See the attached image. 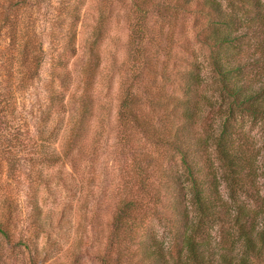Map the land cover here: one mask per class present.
I'll list each match as a JSON object with an SVG mask.
<instances>
[{
	"label": "trees",
	"instance_id": "trees-1",
	"mask_svg": "<svg viewBox=\"0 0 264 264\" xmlns=\"http://www.w3.org/2000/svg\"><path fill=\"white\" fill-rule=\"evenodd\" d=\"M7 1L0 21L13 29L14 13L31 0ZM226 1V5L222 0L134 2L138 15L131 28L128 50L135 62L142 59L139 72L143 90H134L132 81L121 83L118 144L125 162L107 245L104 253L97 255L103 264H264V197L255 190L261 174L257 155L236 124L238 113L264 119V2ZM186 12L198 15L192 32L210 50L220 95L227 103L217 126L209 122L210 116L204 121L211 101L200 90V66L176 51L179 46L194 55L185 47L190 40L183 17ZM77 13L78 5L73 22L65 30L62 51L54 58L52 76L64 87L69 86L72 76L67 55L76 50ZM150 15L157 16V33L148 28ZM100 32L97 27L95 40L86 48L89 59L84 87L76 96L80 116L67 135L64 157H71L75 149L94 154L98 147L99 136L95 134L87 145L85 138L93 130L92 89L102 62ZM13 33L9 45L19 53L23 60L20 64L34 79L40 75L45 50L31 41V36L22 34L19 40L18 31ZM145 37L152 39V47L143 43ZM53 80L45 98L48 123L56 115L54 109L65 108V93L55 87ZM208 109L215 107L210 105ZM177 156L190 188L185 186L183 175L172 168ZM216 160L223 168L221 175ZM222 180L233 196L241 194L246 199H225L220 188ZM190 205L195 207V219ZM156 216L170 224L176 240L170 248L153 232L150 221ZM207 220H215L230 230L223 231L220 239L214 238ZM0 236L13 249L23 241L13 242L11 230L3 222ZM1 251L0 248V264H10ZM30 264H39L35 255ZM53 264H78V257L75 255L69 263Z\"/></svg>",
	"mask_w": 264,
	"mask_h": 264
},
{
	"label": "rangeland",
	"instance_id": "rangeland-1",
	"mask_svg": "<svg viewBox=\"0 0 264 264\" xmlns=\"http://www.w3.org/2000/svg\"><path fill=\"white\" fill-rule=\"evenodd\" d=\"M136 1L140 0H31L27 7L13 12L16 23L13 29L0 21V222L10 228L13 242L23 240L13 249L0 236L1 253L9 258L10 264H30L33 255L39 264L69 263L75 255L78 264H103L97 255L104 253L107 245L109 223L123 182L121 168L125 162L118 144L121 83L132 81L134 90H143L139 72L142 59L135 62L128 50L131 28L138 15L134 7ZM222 2L227 4L226 0ZM7 4V0H0V18ZM77 5L76 50L67 55V68L72 76L69 86L64 87L60 80L54 79L52 70ZM183 15L190 38L185 47L194 55L179 46L176 51L200 66L203 78L200 90L211 101L209 106L215 107V110L206 108L204 121L210 116L209 122L217 126L227 103L220 95L210 50L192 32L198 15L194 12ZM199 19L204 20L200 16ZM97 27L102 30L98 38L102 62L92 89L95 93L94 114L90 120L93 130L85 142L87 145L96 134L98 147L94 154H83L75 149L71 157H64L62 151L67 135L80 116L76 96L84 87L89 59L86 48L95 40ZM159 27L157 16L150 15L149 30L157 33ZM13 30L20 34L19 40L22 34L29 35L31 41L45 50L40 75L34 79L26 72V66L20 64L23 60L19 53L13 52L9 45ZM149 34L152 37L151 31ZM149 41L152 39L145 37L143 43L150 44ZM52 80L55 87L65 93V108L54 109L56 115L49 124L44 111ZM236 124L257 155L261 175L257 177L255 190L264 197V119L238 113ZM216 165L221 175L223 168L219 161ZM172 168L186 179L179 156ZM185 186L190 188L186 180ZM220 188L229 201L246 199L241 194L233 196L224 180ZM190 210L193 219L198 217L194 206L190 205ZM150 222L157 238L167 248L172 247L176 240L170 224L158 216ZM206 225L217 239L223 231L230 230L215 220H207Z\"/></svg>",
	"mask_w": 264,
	"mask_h": 264
}]
</instances>
